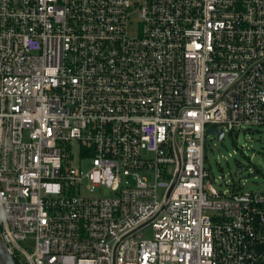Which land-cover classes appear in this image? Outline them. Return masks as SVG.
<instances>
[{
  "label": "built area",
  "instance_id": "1",
  "mask_svg": "<svg viewBox=\"0 0 264 264\" xmlns=\"http://www.w3.org/2000/svg\"><path fill=\"white\" fill-rule=\"evenodd\" d=\"M262 125L264 0H0L16 264H264V191H218L205 147Z\"/></svg>",
  "mask_w": 264,
  "mask_h": 264
},
{
  "label": "rangeland",
  "instance_id": "2",
  "mask_svg": "<svg viewBox=\"0 0 264 264\" xmlns=\"http://www.w3.org/2000/svg\"><path fill=\"white\" fill-rule=\"evenodd\" d=\"M137 21V17L135 19ZM206 165L210 172L207 179L218 190L229 195L236 187L245 192L264 191V125L250 126L239 132H225L206 137ZM87 168L89 161L74 163ZM90 196H112L106 187H98ZM151 236V231H147Z\"/></svg>",
  "mask_w": 264,
  "mask_h": 264
},
{
  "label": "water",
  "instance_id": "3",
  "mask_svg": "<svg viewBox=\"0 0 264 264\" xmlns=\"http://www.w3.org/2000/svg\"><path fill=\"white\" fill-rule=\"evenodd\" d=\"M207 135H216L219 139H222L224 137V131L218 130L217 128H211ZM0 264H16V261L12 257V255L9 253L2 237L0 234Z\"/></svg>",
  "mask_w": 264,
  "mask_h": 264
},
{
  "label": "trees",
  "instance_id": "4",
  "mask_svg": "<svg viewBox=\"0 0 264 264\" xmlns=\"http://www.w3.org/2000/svg\"><path fill=\"white\" fill-rule=\"evenodd\" d=\"M240 187H236V189H239Z\"/></svg>",
  "mask_w": 264,
  "mask_h": 264
}]
</instances>
